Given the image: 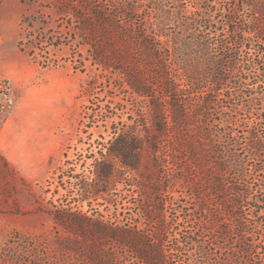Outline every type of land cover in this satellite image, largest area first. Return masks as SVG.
Listing matches in <instances>:
<instances>
[{
  "label": "rangeland",
  "instance_id": "obj_1",
  "mask_svg": "<svg viewBox=\"0 0 264 264\" xmlns=\"http://www.w3.org/2000/svg\"><path fill=\"white\" fill-rule=\"evenodd\" d=\"M185 1L192 10L193 0ZM142 4L134 8L136 23L156 9L152 0ZM212 4L219 19L235 11L234 26L248 27L253 19L252 7L242 0ZM73 6L87 12L76 0ZM78 25L70 13H59L55 0H0V152L11 166L6 171L0 162V264H146L137 258L140 248L133 250L121 236L75 233L60 222L66 213L97 217L119 233L135 226L150 246L154 237L165 249L177 244L181 264H192L198 249L219 264H264L256 253L238 250L233 233L215 240L214 211L222 213L217 214L220 219L228 217L215 195L209 203L204 200L200 169L165 167L163 156L146 147L129 151L137 168L125 166L121 156L113 154L121 147L115 131L142 128L141 120L148 121L150 110L146 100L128 89L121 70H102L93 62L95 47L80 44L84 36L77 32ZM124 51L122 61L121 51L111 60L129 71L132 54L128 48ZM235 102L224 99L212 121L234 114ZM244 114L239 110L237 117L244 116L249 126L251 118ZM239 125L243 126H234V132L223 125L213 131L225 133L229 147L247 167L263 170L240 178L230 167L227 181L238 187L251 185V192L264 201V151L248 155V131L242 122ZM217 149L224 150L222 145ZM223 153L228 154L224 150L219 156ZM103 172L106 177L101 180L97 173ZM231 187L226 188L227 197ZM163 202L162 213L152 207ZM256 219L263 227L264 214ZM187 235L198 243L192 244Z\"/></svg>",
  "mask_w": 264,
  "mask_h": 264
},
{
  "label": "trees",
  "instance_id": "obj_2",
  "mask_svg": "<svg viewBox=\"0 0 264 264\" xmlns=\"http://www.w3.org/2000/svg\"><path fill=\"white\" fill-rule=\"evenodd\" d=\"M143 1L121 0L116 5L111 0H81V3L76 0V5L87 11L82 14L73 6V0H55L59 13H70L77 19V32L84 36L80 44L95 47L96 52L90 55L93 62L102 70H121L128 89L148 103L149 117L147 122L141 120L142 128L127 126L115 131L121 147H115L113 154L121 156L125 166L137 168L138 162L130 158L129 151L146 147L163 156L165 167L167 164L183 171L191 167L200 169L204 176L201 185L204 200L209 203L210 196L215 195L228 217L220 219L218 215L222 213L214 211L211 221L218 228L215 240L233 233L238 236V250L264 258V226L256 219L264 214V201L251 192V185L238 187L227 181L230 167L240 178L263 169L247 167L234 147H229L225 133L213 131L217 125H223L234 132V126H243L239 125L242 122L248 131V152L251 153L248 155L256 156L264 151V4L252 6L242 0L252 7L253 19L246 20L248 27H238L233 25L235 11L219 19L212 0H193L192 10L187 9L185 0H152L156 5L154 15H145L136 23L134 8L143 6ZM127 48L133 59L129 71L115 67L111 60L116 58L112 55L121 51L122 61ZM224 99L237 100L232 106L234 114L213 122V112H220L218 107L223 106ZM239 110L251 118L249 126L243 122L244 116L237 117ZM218 145L228 154L219 156L224 150L217 149ZM0 162L6 171H11L10 163L1 152ZM97 176H102L101 180L106 177L105 172ZM229 185L232 191L227 197ZM96 188L91 187V191ZM193 195L198 196L195 191ZM164 206L163 202L160 207H152L162 213ZM189 214L185 219H189ZM60 222L79 235L100 234L111 239L121 236V242L133 250L140 248L137 258L146 264H181L176 259L177 244L165 249L161 239L154 237L150 246L135 226L121 228L119 233L102 219L72 213H66ZM164 228L161 225L160 229ZM186 237L192 244L198 243L191 236ZM213 244L219 246L216 241ZM193 259L192 264H219L204 249H198Z\"/></svg>",
  "mask_w": 264,
  "mask_h": 264
}]
</instances>
